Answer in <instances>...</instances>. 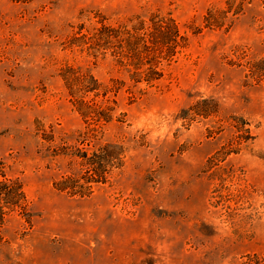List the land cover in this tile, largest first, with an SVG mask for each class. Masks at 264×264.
<instances>
[{
  "label": "rangeland",
  "instance_id": "obj_1",
  "mask_svg": "<svg viewBox=\"0 0 264 264\" xmlns=\"http://www.w3.org/2000/svg\"><path fill=\"white\" fill-rule=\"evenodd\" d=\"M226 1L0 0V181L17 180L27 203L0 222V264H264V0L207 26ZM153 14L186 37L153 84L109 51L69 45ZM65 66L98 81L85 100L110 122L82 119ZM107 145L120 155L105 183L83 197L56 190L86 171L61 147Z\"/></svg>",
  "mask_w": 264,
  "mask_h": 264
},
{
  "label": "trees",
  "instance_id": "obj_2",
  "mask_svg": "<svg viewBox=\"0 0 264 264\" xmlns=\"http://www.w3.org/2000/svg\"><path fill=\"white\" fill-rule=\"evenodd\" d=\"M244 1L227 0V11L218 13L210 11L205 18L207 26H218L220 17L230 11L237 14ZM78 34L70 39V46H84L93 56L98 53L104 55L105 51H109L118 65L128 69L135 83L153 84L159 81L162 77V64L171 61L180 50L186 47V37L180 33L177 23L169 14L164 16L153 14L147 23L139 21L131 26L110 27L101 24L99 28L93 30L91 35ZM60 76L68 96L83 120L90 119L94 127L102 122L111 121L106 108L101 107L94 100H85L88 94L98 97L102 88L88 71H82L80 67L65 66ZM107 90L109 89H104L103 96ZM95 130L90 129L81 134L78 142L88 145L92 142L88 138L92 137L91 133ZM111 147V145L101 147L91 155L87 150L77 146L61 147L63 155L72 159H81V164L86 171L81 179H76L74 176L62 177L55 183L56 190L83 197L91 193L93 184L105 183L108 174L107 165L114 158L118 160L120 155L116 152V148L111 149ZM109 150L115 151L113 156L108 155ZM2 177L4 180L0 181V222L4 220L6 210L19 209L26 214L27 208L22 185L17 180L6 179L4 175ZM80 180L84 182L80 183ZM250 262L243 264H250Z\"/></svg>",
  "mask_w": 264,
  "mask_h": 264
}]
</instances>
